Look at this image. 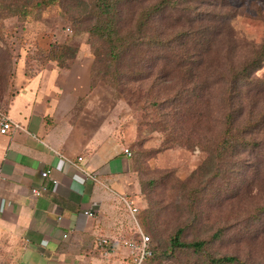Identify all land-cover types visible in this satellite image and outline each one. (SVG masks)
<instances>
[{"label":"rangeland","instance_id":"obj_1","mask_svg":"<svg viewBox=\"0 0 264 264\" xmlns=\"http://www.w3.org/2000/svg\"><path fill=\"white\" fill-rule=\"evenodd\" d=\"M158 1L117 0L114 6L115 19L117 25H120V31L128 32L129 28H134L141 12L145 8L152 9V4ZM216 2L222 5H216ZM25 7L29 12L26 17L22 13ZM174 9V14L171 13L174 16L189 11L196 16L191 17V21L181 16L175 18L178 21L173 27L169 26L172 19H164L171 15L166 11L144 29L143 35L142 31L140 35L136 34L145 44L146 54L141 53L140 57L149 59L153 68L147 66L145 70L143 65L138 79L129 75L127 87L119 92L120 87H114L112 77L105 79L103 75L105 65L111 63L109 47L100 37L90 33L99 21L97 0H60L55 4H44L42 0H0V116L5 114L15 94L13 86L19 71L27 69L29 73L25 75L28 77L38 70L37 74L40 73L48 80L52 76L49 69L54 66H58L55 69L60 68L54 56L60 51L58 46L68 45L72 48L68 50L69 54L77 50L75 61H80L79 49L87 51L89 46L85 42L88 41L93 53L94 50L99 51L97 57L91 55L97 62L92 74L94 80L90 93L79 101L74 110L77 111L75 113L89 110L83 112L80 123H83L85 116L92 115L90 124L94 125L95 130L101 131L102 136L112 130L117 138L113 134L114 138L109 140L107 146H111L115 140L130 149L132 169L142 187V200L138 212L135 208L131 209L130 216L127 215L123 223L132 227L134 221L139 222L143 233L151 237L152 245L157 246L159 251H165L179 228L184 229L183 239L190 242L211 239L218 226L228 224L227 220L241 222L237 223L232 232L224 234L223 243L220 240L211 243L207 247L208 253L240 254V264H246V261L250 264H264V213L261 214V223L253 227L261 226L259 238L240 240L241 249L231 242V239L236 240L244 228L246 222L242 220L249 213H254L256 206L264 205V185L262 189L258 187V184H264V169L263 172L260 170L258 180L253 182L255 172L253 168H248L247 162L264 159V141L260 145L256 144L261 138L264 139V123L259 120V125L249 127L255 120L249 119L247 113H244L233 125L235 129L230 126L231 129H227L224 121L230 110L223 102L225 89L233 77L232 69L241 67L264 44V0H180ZM203 11L206 12V19L199 21L197 18ZM192 21H195L197 28L202 23L209 25L210 28L204 30L206 38L211 37L212 40L211 48L204 52L207 54L204 58L206 63L199 66L200 72L190 75L188 85H198L200 88H195L197 94L202 90L205 93L208 89L203 100L209 98V89H212L211 104L214 111L207 117L201 115V118L197 117L198 112L191 104L193 90H187L184 86L178 88L176 81L180 74L174 71L181 56L187 57L194 54L195 50L190 47L174 50L168 46L165 52L162 45L153 48L149 46L151 37H155L157 32L163 34L164 37L160 38L167 42L177 34L175 32L180 30V25L190 28ZM223 22L225 26L220 33L219 27ZM66 28H71L72 34L66 32ZM192 35L194 33L189 36ZM197 35L200 36L198 30ZM161 46L165 55L171 57L174 52L182 55L172 60L169 57L160 60L158 55ZM63 55L66 56V53L63 52ZM142 71H152L153 75L142 80ZM240 83L244 85V88L240 86L242 104L248 100L250 102L251 96L261 97V102L259 98L255 108L257 116H261L264 92L257 94L264 88V63L256 73L243 78ZM203 100L198 101V104H203ZM182 103L185 111L176 115ZM200 107L203 110L202 105H199V110ZM184 115L190 119H181L178 123L172 121ZM198 119H201L203 125L210 123L212 130L201 131L197 137V130H176L177 127L190 126L191 123L196 126ZM170 125L177 126L170 128ZM256 136L257 139H253ZM232 139L237 142L248 139L255 145L247 149L238 145L224 150L225 141ZM234 161L235 167L232 166ZM202 166H212L214 170L202 175V170H198ZM254 196L256 199H253ZM124 243V249L114 247L112 254L108 249L105 252V248L100 249L106 258L104 264H210L206 261L208 253H195L191 248H178L171 256L159 254L155 259L140 261ZM24 252V245L7 227L0 225V264H24ZM248 252L251 256L247 255Z\"/></svg>","mask_w":264,"mask_h":264},{"label":"crops","instance_id":"obj_2","mask_svg":"<svg viewBox=\"0 0 264 264\" xmlns=\"http://www.w3.org/2000/svg\"><path fill=\"white\" fill-rule=\"evenodd\" d=\"M79 50L80 61L68 70L51 67L48 80L19 71L6 108L13 125L0 132V225L24 245V264H104L100 249L110 246L99 245L100 239L124 249L122 241L141 227L123 223L142 200L123 138L124 145L114 140L107 146L112 130L102 136L90 124L92 115L80 123L89 110L75 113L91 91L93 62L89 48ZM46 170L58 184L42 177ZM42 185L47 190L34 196L33 188Z\"/></svg>","mask_w":264,"mask_h":264},{"label":"trees","instance_id":"obj_3","mask_svg":"<svg viewBox=\"0 0 264 264\" xmlns=\"http://www.w3.org/2000/svg\"><path fill=\"white\" fill-rule=\"evenodd\" d=\"M58 1L60 0H42L44 4H47V3L55 4ZM97 2H98V13L97 14L99 17L98 18L99 21H97V23L91 28L90 33L91 35L94 34L100 37L102 40H104V42L107 43L109 50H110L109 59L111 60V63H107L105 65V70L103 72V75L105 79L112 77L111 79H112L114 87L119 86L120 87L119 92H122L121 90H124V88L127 87L126 81H128L129 75L134 77L135 79H138L137 77H139L141 74L140 68H142L143 65L145 66V70L147 69V66H149L150 69L153 68V65L150 63L149 59H145L143 56L140 57L141 53L142 55L146 54L144 51L145 44L143 40H141V37L137 36L136 34L140 35L142 31V35H143V32H145L144 29L147 28L148 25H151V22L154 19H156L159 14L162 15L166 11H169L170 14L173 13V11L175 10L174 8H176L177 5L180 4V0H159L158 2L153 3L152 9L145 8L144 11L141 12L138 18L137 25L134 26V28H131V29L129 28L128 32H121L119 28L120 25H117V20L115 19L116 11L114 8V6L117 4V0H97ZM220 3L221 2H216V5H222ZM212 8L216 9L215 6H213ZM189 12L190 13H187V12L182 13V14L178 13V16H174L171 14V15L165 16L164 19L165 18L166 20L172 19V21L169 23V26L173 25V27H175L176 26L175 22L178 21L176 20L178 19V17L181 16L184 18H189V20L191 21V17L196 16L194 15V13L192 14L191 11ZM22 13L24 17L28 15L29 12L26 7L22 9ZM199 14H200V17L197 18L199 21H201L202 19H206V17L204 16V14H206L205 11L200 12ZM153 25H155V23H153ZM224 26H225L224 22L223 24H220V27H219L220 33L222 32V29L224 28ZM180 27H181L180 30H177L175 32L177 34L174 37H172V39L168 40L167 42L164 41L162 38H160V37H164L163 34H161L160 32L158 33L156 31L157 35L155 37H151L149 46L153 48V47L162 45L163 48L165 49L164 50L165 52L166 50H168L167 49L168 46L174 48V50L185 49L188 47L192 48V50H195L194 54H191L187 57L180 54L179 52H174L173 56L170 57L162 53V46H161V49L159 51L160 55H158V59L163 60L165 57L167 58L169 57V59L172 60L173 57L182 55L181 60L175 65L176 69H174L176 73L180 74L179 80L176 81L177 83L176 86L180 89L184 86L185 89L187 90H193V95H192L193 98L191 99L192 100L191 104H192V107H194L196 111L198 112L197 117L201 118V115L203 114H205V117H207V116H210L212 112L214 111L213 104H211V98L213 97V92H212V89L210 88L211 86L208 87L211 89V90L209 89V98L203 100V97L205 96V93L208 89H206L205 93L202 90L201 92L197 94L195 91V88L198 89L200 87H198V85L196 87H193L192 85L191 86H188V85L190 84V75L194 72L196 73L200 72L199 66H201L202 64H205L207 61V60H204V58L207 57V54H204V52L208 51L211 48L210 45H211L212 40H211V37L206 38V31L204 29L210 28V26L202 23L199 25V28H197L198 26L195 24V21H192L191 24L189 25L190 28H186L184 25H180ZM191 28H192V32H190ZM197 30L199 31L200 36L197 35ZM65 31L72 34L71 28L69 29L66 28ZM191 33L192 34L194 33V35L189 36L191 35ZM85 45H88L91 54L92 55L95 54V56L97 57V52L99 51L94 50V53H93V49L88 43V41L85 42ZM164 45H167V46H164ZM55 47L56 46H54L53 49ZM58 48L60 51H57V53L54 56H55V60L59 64L60 69L61 70L70 69L74 64V60L76 59L77 50L75 51L74 54H69L68 50H72V48L68 47V45L66 44L60 45L58 46ZM54 51L56 52V50ZM152 51L154 52L155 50H152ZM63 52L66 53V56L63 55ZM21 54H22V51H21ZM126 54H129V56H127ZM263 63H264V44H262L261 47L255 51L254 55L249 60H247L241 67L239 66L237 68L232 69L233 77L231 78L229 82L230 84L225 89V96L223 98V102L227 104L226 107H228V109L230 110L229 112L226 113V119L224 121L227 129H231L229 128V126L232 127V129H235V126L233 125L237 123L238 118L241 117V115H243L244 113H247V116L249 119L255 120V122L253 124H250L249 127H255L259 125L260 123L257 122L259 120H262V122L264 123V107L263 109L261 108L262 109L261 116L258 117L255 112V108L259 104L258 102L259 98L261 102V97L254 96L253 98V96H251L250 102L248 100L245 104H242L241 101L243 100V98H242L241 88L242 87L244 88V85L241 86V83H240L243 80V78L250 77V74L256 73L261 68ZM94 65H97V62H95V57L93 56V62H92L91 70H90L91 84L93 83V80H94V78L92 77V74L95 70ZM114 65H115V70H113ZM128 70H129V73H128ZM38 72L39 71L36 70L35 73H33L32 75H29L28 77H34ZM27 73H29V71L26 69V74ZM97 73H100V71H98ZM152 75H153L152 71H149V72L142 71V80L147 79L151 77ZM168 75L169 74H167L164 77H167ZM207 81L208 80L204 81V83ZM225 86L226 84L224 85V87ZM90 89H91V86H90ZM179 92H182V91H179ZM258 92H259V89H257V93ZM261 92H264V88L260 89V92L257 95H260ZM178 99L179 101L182 100L181 98H178ZM200 100H203L204 103L198 104V101ZM187 102H189V100ZM183 104L184 103L180 104L179 107L177 106L178 109L176 110V115L181 114L185 111ZM199 105H202L203 110H201V107H200V110L198 109ZM181 119L185 120V119H190V118L184 115L181 118L177 117V119H173L172 121L174 123H178L179 120ZM206 123L207 124L203 125L201 123V119H198V121L196 122V126L193 125V123H191L190 126L186 125V126L177 127L176 130L187 129V128H189L188 130L190 129L197 130L198 132L195 136L197 137L199 134H201V131L205 130L208 132L212 130L210 123L208 122ZM176 126L177 125H170L169 127L174 128ZM253 139H257V136L256 138H253ZM263 141L264 139L261 138L260 141H258L256 144L260 145ZM238 145L242 146L243 149H247L249 146H254L255 143L251 142L248 139H243L240 142H237L234 139H232L230 141H225L224 150L227 148H231V147H237ZM126 149H129V148L126 147L125 150ZM125 153L131 156V152L127 153L125 151ZM224 154H227V153H224ZM247 162H249L248 168L249 169L253 168L255 172V175L253 176V178L255 179L253 180V182L257 181L259 178V174L261 173L260 170L262 169V172H263V169H264V159L254 160V161L247 160ZM235 165L236 163L234 161L232 163V166L235 167ZM198 170H202L200 174L202 173L206 174V173H211L214 170V167L210 166L208 168H205L204 166H202L198 168ZM263 185L264 184H258V187L262 189ZM244 186L246 188L247 185L244 184ZM247 188L249 192V186ZM253 199H256L255 196L253 197ZM138 209L139 208H136L137 212H138ZM254 211H255L254 213H249V216L247 215L248 217L246 216L242 220L246 222V224L244 225V228L239 233V235L236 237V240L231 239L232 240L231 242L234 245L236 244L239 249H241L242 247V244L239 242L240 240L245 241V239H248L252 241L254 239L259 238V234L261 233V230H262L261 226L255 229L253 227L254 225L257 226L258 223H261V219H262L261 214L264 213V205L256 206ZM227 223L228 224L224 226H218V229L213 233L211 239H198V240H193L190 242L185 241L183 239L184 229L179 228L175 232L173 237L171 238L169 248L165 251L163 250L159 251V249H156L157 246H153L152 245L153 242L151 240L149 243V246L150 248H152L153 254L151 256H147L145 259H148V258L155 259L160 256L159 254L161 255L167 254L171 256L174 254L175 250L178 248H191V250L195 253L204 252L205 254H207L208 253L207 247H209L211 243L217 240H220V242L223 243V240H225L223 239V237L225 236L224 234L226 232H232L234 228L237 226V223H241V222H231L230 220L229 221L227 220ZM139 226L141 225L139 224ZM140 228L142 229V227ZM134 231H135V233H133L134 236H132L133 235L132 234L130 237H126V238L139 241L142 236L139 233L137 228H135ZM108 240H109L108 245H104V246H110L108 248V251L112 254L111 250H114V247H117V246H115L114 244V241H115L114 239L112 240L108 239ZM208 255H209V258L206 261L209 262L210 264H240L242 262L240 254H225L224 255V254L208 253ZM247 255L251 256L250 252H248ZM109 259L111 262V257ZM246 264H250V262L246 261Z\"/></svg>","mask_w":264,"mask_h":264},{"label":"built area","instance_id":"obj_4","mask_svg":"<svg viewBox=\"0 0 264 264\" xmlns=\"http://www.w3.org/2000/svg\"><path fill=\"white\" fill-rule=\"evenodd\" d=\"M12 125H13V122L8 116H6L5 114L0 116V132L1 133H3V134L9 133L12 130ZM125 151L127 153L130 152L129 149H126ZM78 160L82 161L83 157H79ZM42 177L46 178V179H50L54 184L59 183L58 179H56L52 176L51 170H46V171L42 172ZM46 190H47L46 185H42V186L33 188L32 194L34 196L38 197V196H41ZM131 206L132 205L130 204V207ZM1 210H2V212L5 210L3 200H2V204H1ZM135 210H136V208H135ZM92 212H93L92 208L84 210V214L86 216H91ZM138 231L142 236L139 241L133 240V239H126V240H124L125 243L124 242L123 243L126 244V246L129 249H131L132 253L135 254V256L137 257L138 260L142 261L147 256H151L153 254V250L149 246V243L151 241L150 236L143 233V230L140 227H138ZM67 236H68V234L64 235V237H67ZM108 243H109L108 238L104 237V238L100 239L99 245H101V246L102 245H108Z\"/></svg>","mask_w":264,"mask_h":264}]
</instances>
